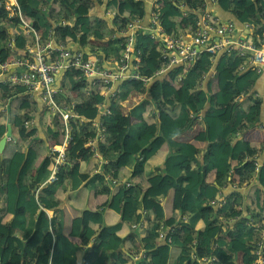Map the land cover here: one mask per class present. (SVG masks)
Segmentation results:
<instances>
[{
    "label": "trees",
    "instance_id": "16d2710c",
    "mask_svg": "<svg viewBox=\"0 0 264 264\" xmlns=\"http://www.w3.org/2000/svg\"><path fill=\"white\" fill-rule=\"evenodd\" d=\"M63 1L66 3L67 0ZM97 1L117 11L113 19L92 14V0H71L67 9L73 15L72 24L62 25L60 21L70 18L63 17L65 13L59 8L58 0H18L25 17L42 33L44 40L49 29L55 26L57 40H75L91 47L105 43L106 56L118 60L123 55L120 44L125 41L118 31L145 13L144 3L137 0ZM179 1H159L163 24L168 31L176 28L174 18L177 16L180 26L196 27L197 15L182 16L176 4ZM185 1L190 10L198 9L205 2ZM217 2L223 17L233 18L238 23L255 24V38L264 32V0ZM46 4L56 7L59 16L54 10L47 9ZM105 21L109 23L107 27H104ZM16 26L17 22L8 18L4 8L0 7L2 45ZM14 37L16 50L23 49L28 35L19 33ZM136 49L143 62L142 74L152 76L161 67V61L153 40L144 30L137 32ZM242 62L236 54H221L214 63V77L201 86L203 77L213 67L210 56L203 53L190 67H176L166 76L154 80L148 87V99L160 97V102L168 105L171 123L164 120L165 112L158 120V110L147 100L135 105L127 114L123 113L120 104H109L110 113L101 116L107 139L98 141V148L104 157L115 156L116 160L105 164L104 170L109 173L111 165L113 179L136 180L135 187L123 184L113 192L107 186L100 189L103 173H94V151L84 147L96 135L90 122L78 129L75 127L60 179L42 188L53 163L48 154L49 146L45 144L38 149L30 146L26 154L27 149L21 147L22 136L20 140L14 134L0 153V264H48L50 254L52 264H134L122 263L119 251L134 245L130 234H123L131 232L128 230L130 223L132 229L133 224L144 219L140 212L142 206L155 218L149 219L146 234L140 238L137 264H200L194 261V253L198 257H216L217 261L210 264H252L255 227L247 225V221L251 214L257 222H264L261 196L264 162L256 171L257 161H246V155L253 150L254 156L260 152L258 157H261L264 145L258 150L252 142L240 138V133L247 124L252 128L260 121L264 114V95L254 96L258 91L256 81L262 74L251 68L241 70ZM63 85L69 92H65L68 100H73L71 92L86 99L77 106L88 117L96 114V104L105 103V97L99 93L85 96L84 87L71 73L65 76ZM122 87L124 92L120 98L126 99L134 88L143 91L145 85L140 81L132 86L124 81ZM29 92L25 87L0 84V97L9 99L4 108H0V140L9 122L14 132L17 128L22 134L20 126L24 124L19 112ZM198 116L205 123L204 159L199 156L200 147L196 142L179 140ZM51 124L49 121L45 130L57 138L55 143L62 135L60 129ZM26 136H31V132L26 131ZM158 138L164 141L165 147L158 145ZM157 176L159 180L153 183ZM243 185L247 186L245 191L240 189ZM179 190L184 192V197L179 205H175L174 194ZM220 194H224L225 199L218 207L211 201L218 199ZM164 196H167L166 205L172 211H180L175 221L165 217L160 204L161 212L154 205ZM88 200L92 210L97 209L88 210L89 215L86 210ZM75 211L78 214L72 215ZM162 224L173 225L174 240L169 241V236L160 238ZM138 230L133 228L131 234H137Z\"/></svg>",
    "mask_w": 264,
    "mask_h": 264
},
{
    "label": "built area",
    "instance_id": "2783aa9c",
    "mask_svg": "<svg viewBox=\"0 0 264 264\" xmlns=\"http://www.w3.org/2000/svg\"><path fill=\"white\" fill-rule=\"evenodd\" d=\"M137 1H142L144 7L147 2H151L152 9L148 25L144 24L145 13H143L128 23L126 28L119 30L118 35L125 37V41L120 44L123 47V55L118 60L113 57L112 60L108 61L104 54H98L100 47L97 45L91 47L84 46L75 40L67 42L57 40L55 26L49 29L48 36L44 40L42 33L36 30L25 17L18 0H0V7L4 8L6 16L17 22L15 30L10 32V38L3 45L0 44V84L9 85L13 88L25 87L31 93H35L42 103L44 114L50 116L53 121L52 127L60 129L62 135V138L49 148L48 154L53 160L51 174L41 188L60 179L63 167L68 160V150L74 139L75 127L77 126L78 129L88 122L92 124V129L96 131V135L84 147L91 148L94 151V156L98 158L102 169L97 173H103L106 181L111 180L110 187L123 184L128 187L132 186L131 183H122L113 179L111 174L104 170V165L110 163L111 160L104 157L98 148V141L107 137L106 127L101 121V116L110 113L109 104L112 102L120 104L123 113L127 114V110L130 108L127 109L124 106L130 103L129 98L132 97L133 93L147 92L149 85L154 80L166 76L174 68L179 66L188 68L203 53H207L213 67L203 77L201 83L203 86L208 78L214 77V63L218 56L236 54L243 59L240 65L241 70L251 68L256 70L258 74L263 73L264 32L255 38V24L251 22L238 23L233 18L223 17L216 9L217 0H205L198 9L192 10L188 8L185 0L176 2L182 16L193 13L197 15L198 19L195 28L182 27L179 25L180 17L177 16L174 18L177 26L171 31H168L163 24L160 0ZM116 13L117 11L114 9L107 8L105 17L111 20ZM60 22L62 25L72 24L71 19L68 21L64 19ZM143 30L153 40V46L159 53L158 57L161 61V67L152 76L142 74L143 62L140 51L136 49L137 32ZM19 33L28 35V41L23 49L16 50L14 36ZM69 73L73 74L74 80L84 87L85 96L99 93L105 97V103L96 104V114L93 117H88L85 112L78 109L77 100L70 101L67 99L65 92H69L65 89L63 80ZM124 81L132 86L135 82L141 81L145 87H143V91L135 90L133 87L129 97L121 99L120 94L124 92L122 87ZM261 93L255 92L254 96H263L264 89ZM139 99L133 97L136 102ZM253 159L257 161L256 171H258L261 164L259 157L257 155L246 157V161ZM233 187L235 186L233 185ZM262 197L264 199V192ZM224 199V194H220L218 199L212 200L211 203L219 207ZM47 213L50 216L48 211ZM248 218L247 225L255 227L252 240V254L255 255V258L252 264H264V222H257L251 214ZM222 221L227 222L225 218H222ZM132 226L137 229L148 227L144 219ZM174 231L173 225L165 226L162 224L160 238L165 239L169 236V241H172L176 238ZM139 258V255L134 256L135 261ZM193 259L200 264H210L217 261L214 256L198 257L196 253L193 254ZM48 264H52L51 254L48 255Z\"/></svg>",
    "mask_w": 264,
    "mask_h": 264
},
{
    "label": "crops",
    "instance_id": "0c3cea01",
    "mask_svg": "<svg viewBox=\"0 0 264 264\" xmlns=\"http://www.w3.org/2000/svg\"><path fill=\"white\" fill-rule=\"evenodd\" d=\"M59 1L61 3H65L63 0H58V2ZM99 2L94 1V3L91 5V13L92 14H96L98 16H104L105 15V11L107 10L108 7L105 6V3L104 2H100V3ZM216 4L218 5V2H216ZM50 7H51V5L46 4V8L47 9L53 10V8H50ZM151 7H152L151 2H147L145 4L144 24L146 26L148 25L149 16H150V12H151V9H152ZM218 13H220V12H218ZM108 25H109V23L105 21L104 22V27H107ZM14 30H15V28L14 29H11L10 32H13ZM96 44H94V45H96ZM100 44H101V46L102 45L103 46H106L105 43H100ZM93 49H96V48H93ZM98 52H99L98 54H104L106 56L105 51H102V50L99 51L98 50ZM102 57H104V56H102ZM107 58H108V61H109V60H112L113 59V56L107 57ZM263 89H264V85L262 86L261 89H259V90L257 89L258 91H256V92L262 94L261 92H263ZM28 94L31 97H33V98H34V96L37 97L36 99H37V101L40 102V106H41V109H42V115H43V117L45 119H47V120L50 121L51 120L50 119V116L44 114V109L42 107V103H41L39 97L35 93L29 92ZM29 95H28V97H30ZM82 95H83V93H82ZM71 96H74L73 99L77 100L78 102L80 101V99H82V96L78 97L76 92H71ZM28 97L26 98L25 102L22 104V106L20 108H22L24 106V104H28V102H29L28 101ZM133 97L140 98V99L136 102L135 100H133ZM141 97H143V98L141 99ZM243 98L245 99L246 96H243ZM143 99L144 100H147V102L150 103L149 105H152V103H151L152 101L148 99V91H147V92H144V93L143 92L133 93L132 94V97L129 98L130 103L127 106H124V107H127V109L130 108V110H131V108H133L138 102H140ZM4 106L5 105H3L2 103H0V108L1 107L4 108ZM154 109H156V108H154ZM130 110H127V111L129 112ZM158 112H159V109H158ZM19 114H21V113L19 112ZM164 120L167 123H171L172 122V119H171L170 115L168 114V112L164 114ZM33 122L35 123L36 121L33 120ZM34 123H33V125H34ZM13 136H14V129H13ZM240 138H246L248 141H250L254 145H256L257 146L256 148L258 150H261L262 147H263V145H264V114L262 115V117L260 118V121L257 123V125L255 127H252L250 129H244V130H242L241 133H240ZM106 139L107 138H105L104 140H106ZM179 140L196 142L199 145V147H200V154H199V156L201 157V159H204L205 123H204V121L202 119L197 120L192 127H190L182 135H180ZM157 143H158L159 146L165 147V143H164V141L162 139L158 138ZM51 145L52 144H50V146ZM50 146H49V148H50ZM48 152H49V149H48ZM252 152H254V151L253 150H249L247 152V155L246 156L249 157L250 155H253ZM259 154H260V152L258 153L257 156H259ZM94 159L96 161L95 162L96 163L95 164L96 167L94 169V173H96L97 171H101L102 166L99 165L98 158H96L94 156ZM110 160H111L110 162L113 163L116 160V157L115 156H112V157H110ZM259 162L260 163L264 162V152H263V154H261V157H259ZM112 171H113V169H112V167L110 165V171H109V173L111 174ZM102 177L103 178H100V182H99L100 189H105L104 186H107V187L110 188V191L113 192V191L116 190V187L119 186V185H113L112 187H110L109 184L111 183V180L106 181L105 180V177L104 176H102ZM255 179L256 178H254L253 180H255ZM158 180H159V176H157L156 178L153 179V183L154 182H157ZM119 181H121L122 183H126V182L131 183L133 187H135L137 185V181L136 180L135 181H131V180L127 179V178H124V179L119 180ZM0 186H1V181H0ZM242 189H244V191H245L247 189V186L243 185ZM263 192H262V194H263ZM262 194H261V196H262ZM174 196H175V205H179L180 204V200L184 197V192H182V191L179 190V191H177L174 194ZM128 199H129V197H128ZM166 199H167V196L166 197L164 196L159 201V204L162 206V212L163 213L165 212V217L166 218L167 217H170V218H172V221H175V220H177V217H178V214L177 213H179L180 211H178V210L172 211L171 208L166 205ZM244 204L246 205V201L244 202ZM88 207H89V209H87ZM87 208H86L87 211L88 210H91V211L97 210V209H95V210L93 209L92 210L91 204H90V200H88V206H87ZM1 209H2V207H1V204H0V211H1ZM126 211H127V209H126ZM140 212L143 213V217L145 219V222L147 223V225L149 227V224H150L149 223L150 222L149 219L153 221L154 218H155L154 214L147 212L146 209L143 206H142V209H140ZM77 214H78V212H76V211L72 213V215H77ZM146 229H140L139 228L138 233L135 234V235H139V236H135L134 234H131L132 231L129 232V233L123 234V236H126L127 234H130V237L134 241V245L131 248H123V249H121L119 251V257H120L122 263H130V262H132L134 264H137L138 263V261H135L134 260V256L138 255V253H137V252H139L138 244L140 242V238L143 235L146 234V231H145ZM103 236L104 237L107 236L106 232L103 233Z\"/></svg>",
    "mask_w": 264,
    "mask_h": 264
},
{
    "label": "rangeland",
    "instance_id": "374dc122",
    "mask_svg": "<svg viewBox=\"0 0 264 264\" xmlns=\"http://www.w3.org/2000/svg\"><path fill=\"white\" fill-rule=\"evenodd\" d=\"M70 1L71 0H67L66 3H61L59 1L58 6L61 9V11L65 13V14H63L65 16H63V15L62 16L63 17L70 18L72 20V16L73 15L68 10L69 9L68 8V4L70 3ZM93 2H94V0H92L91 4H93ZM96 2H99V1L96 0ZM50 8H53V10L56 12V16H59L58 15V9L56 7H54L53 5H51ZM64 9L66 11H64ZM251 9H252L251 11H253V8H251ZM90 45H92V44H90ZM96 45L99 46L100 47V50H102V51H104V48L106 47V46H103V45L102 46L101 45H98V44H96ZM96 45H93V46H96ZM215 89H217V86H215ZM36 98H37L36 96H34V98L31 97V96L28 97V101H29L28 104H24V106L21 108L22 111L20 112L21 113L20 116H21L22 121H23L22 124H24V125H21L20 126V129L22 131V134H20V131H19V133L17 132V128H16V130L14 132V134H15L14 137H16V139H20L21 136H22V138H21L22 140L21 139L20 140H21V144H22L21 147L23 149H27L30 146H33V147H35V148L38 149V148L43 147L45 144H47V145L50 146V144H53L54 140L57 139V138L53 137V134L52 133L47 132L45 130L46 128L48 129L49 121L43 117V115H42V109H41V106H40V102L37 101ZM8 101H9V99H5L4 97H0V103H2L3 105L5 103H7ZM80 101H79V104L84 103L85 99L82 98V99H80ZM151 103H152V106L154 108H156L157 110L160 109L159 112L157 111L159 113L158 120H160L162 118L161 117L162 116L161 113H163V112L167 113L168 110L170 109V108H168V105H166L165 103L160 102V97H159L158 100H152ZM230 106H231V108H233L234 107V104L233 105H230ZM33 119H36V120L39 119V120H37L34 123L33 122ZM200 119H201V117L198 116L197 117V120H200ZM50 122L52 123L53 121L50 120ZM33 123H34V125H33ZM31 125H33V127H31ZM28 127H31V128H28ZM249 127H250V125L247 124L243 128V130L244 129H250ZM43 129H44V132H43ZM26 131H30L31 132V136H26ZM158 202H159V200L156 201L154 205L158 209V211L161 212V206L159 205ZM176 209H178V208H176ZM178 211H179V209H178ZM89 214H91L90 211H87V215H89ZM177 214L179 215V213H177ZM128 227H129L128 230L129 231H132V229H131V223L128 225Z\"/></svg>",
    "mask_w": 264,
    "mask_h": 264
},
{
    "label": "water",
    "instance_id": "95a60500",
    "mask_svg": "<svg viewBox=\"0 0 264 264\" xmlns=\"http://www.w3.org/2000/svg\"><path fill=\"white\" fill-rule=\"evenodd\" d=\"M216 9L218 10L217 7H216ZM263 85H264V67H263L262 75L256 81V88L259 90L262 88ZM12 138H13V126H12V123L9 122L7 124V131H6L5 135L0 140V153L1 154L4 152L8 141H10ZM27 153H28V149L26 150V154ZM1 159H3V156H1ZM23 165H24V162H23L21 168L23 167ZM0 176H2V170H0ZM87 209H89V207Z\"/></svg>",
    "mask_w": 264,
    "mask_h": 264
},
{
    "label": "clouds",
    "instance_id": "9594fccd",
    "mask_svg": "<svg viewBox=\"0 0 264 264\" xmlns=\"http://www.w3.org/2000/svg\"><path fill=\"white\" fill-rule=\"evenodd\" d=\"M260 92V91H259ZM263 192V191H262Z\"/></svg>",
    "mask_w": 264,
    "mask_h": 264
},
{
    "label": "flooded vegetation",
    "instance_id": "af4514ba",
    "mask_svg": "<svg viewBox=\"0 0 264 264\" xmlns=\"http://www.w3.org/2000/svg\"><path fill=\"white\" fill-rule=\"evenodd\" d=\"M216 6H218V5H216Z\"/></svg>",
    "mask_w": 264,
    "mask_h": 264
}]
</instances>
